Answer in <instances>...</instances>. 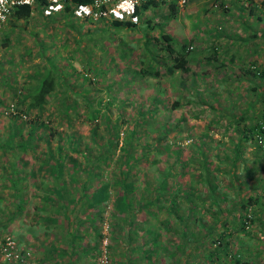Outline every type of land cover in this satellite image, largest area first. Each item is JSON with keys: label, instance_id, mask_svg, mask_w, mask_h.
Wrapping results in <instances>:
<instances>
[{"label": "rangeland", "instance_id": "1", "mask_svg": "<svg viewBox=\"0 0 264 264\" xmlns=\"http://www.w3.org/2000/svg\"><path fill=\"white\" fill-rule=\"evenodd\" d=\"M246 4L243 2L242 5ZM185 5L177 6V11L173 16L168 15L164 6L162 7L160 4L147 8L138 15L134 22L136 24L134 29L122 27L118 31L110 26L107 19L84 20L73 16L66 18V15H50L51 18H48L37 11H33L26 19L11 20V23L7 20L2 25L0 28V145H8L9 148L0 149V183L3 181L0 184V192L4 197L0 201V207H9L8 201L14 200L11 188L14 185L12 178H15V169L27 167L35 170L33 175L27 174L29 178L25 177L29 192L32 191V186L38 184L37 180L41 176L49 177L48 174L40 175L42 172L39 168L49 165L47 162L41 163V161L48 152L56 155V144L61 142L63 153L70 154L68 157H77L78 161L83 163L80 155L67 149V142L64 139L69 141L74 137L78 141H82L78 145L82 148L89 137V114L96 112L94 123L98 126V144H102L106 138L105 124L119 123L118 143L112 157L113 161L117 155H120L124 134L135 120L140 119L143 125L141 129L148 133L138 140L136 150H141L142 145H150L153 140L157 139L159 132H165L166 139L159 141L154 155L163 158L167 156V163L171 164L175 175V172L180 169V160L176 161L173 153L168 157L164 146L167 142H171L181 147L179 156L183 161L186 160L187 169L192 172V175L184 170L186 174H181L180 177L176 176L184 185L192 184V188L196 189L191 193L193 197L210 199L207 196L208 192L201 185L204 183L203 177L201 176V180L196 179L200 170L197 171L195 168L202 166L205 161L211 170L212 185L218 188L214 192L217 197L235 195L236 189L233 187L234 183L231 182L234 179L240 188H253L258 185L259 181L261 182L264 177L261 172L262 169L264 170V161L257 158V156H261L260 150L257 149L251 138L240 142L241 124L237 127L230 125L225 122L229 118L222 117V112L227 111L232 113V117H237L241 109L248 107L245 113L246 119L243 120L244 123H247L249 119L257 115L254 110L261 109L259 102L261 98H256V94L246 88L238 89L239 91L237 90L236 93L230 83H226L230 93H223L224 88L221 85L224 84L219 83L220 77H215L216 73H223V71L217 70L216 72V67H212L210 71L205 69L203 72L198 71L190 74L184 80L182 87L177 84V79L165 77V73L162 74V77L134 76V72L144 66L141 61L145 59L146 62L147 54H145L143 32L151 36L158 35V32L162 30L171 37L174 46L186 43L191 37L197 42L203 38L202 17L199 13L188 12ZM260 8L262 9V6ZM239 13L240 15L234 8H231L229 12L219 11L218 14L216 13L213 19L214 23H208L212 33H214V26L219 25L224 33L225 30L230 29L227 36L232 35L238 42H246V38L250 37L249 30L264 27V22H257L255 19L259 12H253L254 14L251 15L247 13L246 9H243ZM215 19L219 22L215 23ZM240 22L243 24L240 25ZM145 25L154 28L153 30L146 29ZM221 37H225V34ZM255 40L257 43L260 42L259 39L255 38ZM249 46L251 47L250 44ZM197 48L199 47L197 46ZM242 48L244 49V47ZM187 55L194 57L199 56L200 53L198 49H195ZM48 60L52 61L53 67L59 73L56 89L60 94L48 97L41 115L44 125L47 126L45 136L49 137V148L44 139H37L33 141L34 143L28 141L24 147L20 148L19 146L24 145L28 139L29 126L26 124L28 122L18 126L17 135H10L11 138H9L10 124L8 121L11 116L6 113L7 111L20 112L22 120L33 119L32 112L20 110L26 103L23 96L28 86L35 83L34 76L40 74L48 66ZM198 64L201 65L200 62ZM203 67L206 68L207 63ZM229 71L232 69L226 63L223 74L230 77ZM210 73H214V76L207 75ZM229 77L225 78L226 82L230 80ZM67 100H72V107L63 104ZM174 100H177L178 104L172 107ZM62 105L68 112L66 115L70 118L69 125H67L65 115H60L57 112ZM154 107L156 109L152 113L148 112L142 119L139 118V112H145L148 108L153 109ZM49 112L50 114H48ZM182 113L184 117L186 116V120L179 122V116ZM104 119L106 120L104 121ZM47 129L53 131L51 135L48 134ZM100 135L101 137H99ZM236 143L240 149L238 160L234 169L231 170L234 173L232 175L224 174V171L230 169L229 165ZM87 144L92 147V143ZM93 149L95 152L98 151L97 147H93ZM66 161V169L62 167L63 175L56 180L63 179V181L74 184L80 183V179L84 180V167H74L71 162ZM37 168L38 173L36 174ZM3 169L11 170L12 173L7 174L8 171L4 173ZM192 169L195 170L192 171ZM68 170L72 173L70 178L65 174V171ZM102 173L105 178L109 170L105 168ZM41 182L43 181L40 180L39 185ZM139 185L142 187L143 194L151 193L144 190L143 182H140ZM74 189H72L73 192ZM114 192L115 190L111 187L110 193ZM248 192L250 193V191H246L245 194ZM259 194L264 195V191L262 190ZM39 200H36L37 206L40 205ZM107 201L108 205L103 212V224L100 232L109 244L110 225H115L116 220L110 215L112 214L111 200ZM205 203L207 206V202ZM30 208L28 206L27 210L19 214L22 219L25 217L28 219V215L34 214ZM45 208L53 210L56 205ZM158 208L160 215H163L165 210L168 211L169 206L168 203H162ZM41 209L46 212L44 205L41 206ZM170 220L172 219L170 218ZM108 225L109 230L106 227ZM3 237L11 236L3 233L0 235V239ZM11 238L15 240L13 237ZM18 247L21 250H26L19 245ZM259 247L258 245L256 250H259ZM108 249L107 252H109ZM95 254L94 264L97 262ZM30 257L35 260L32 255ZM9 262L0 258V264ZM109 264H111L110 258Z\"/></svg>", "mask_w": 264, "mask_h": 264}, {"label": "trees", "instance_id": "2", "mask_svg": "<svg viewBox=\"0 0 264 264\" xmlns=\"http://www.w3.org/2000/svg\"><path fill=\"white\" fill-rule=\"evenodd\" d=\"M90 1L91 0H70V3L78 4L88 3ZM187 2L188 0L186 1V3ZM215 2H217V0ZM243 2L247 4L243 6ZM44 3V0H35L32 5H18L11 11L7 20L9 23H11V20L26 19L32 14L33 11H37L42 15L41 9L44 6ZM230 3L233 4L234 7H230ZM158 4L162 5V7L164 6V10L170 16H173L177 11V5L175 4L174 0H170L166 3L157 2L154 0H145L144 2L136 6L135 14L138 16L142 11L146 10L147 8L157 6ZM216 5V8L220 9V11L223 12H229L231 8H234L237 9L238 15H240L239 12H242L243 9H246L248 14L252 15L259 12V15L257 14L258 17L264 16V0H219ZM261 6L262 9L260 8ZM54 15H66V18L73 16L68 6H65L63 11L55 13ZM45 17L49 18L50 16ZM73 17L76 18L75 16ZM83 19L86 20V18ZM255 19L257 20V17H255ZM261 19L264 18L262 17ZM107 20H109L108 23L110 24V26L117 31L122 27H127L129 29H134L136 27L135 23H132L128 20H118L113 18ZM216 22L218 23L219 21H215V23ZM241 24H243V22H240V25ZM145 26H147L146 29L150 30H153L154 28L149 27L148 25ZM255 30H249L250 37L246 38V40L253 44V52H256L254 48L258 44L255 38L264 41V30H261V32L258 33L255 32ZM223 31L224 30H222L219 25H215L213 28V32L215 33L216 38H220L222 35L224 36L225 33ZM142 36L145 37L144 47L147 57L146 62L145 59L141 61L144 64L143 68L140 67L138 70H136L134 72V76L137 77L139 75H150L151 77H162V74L165 73V77L168 76L170 79H177V84L179 85V87L184 86V80L191 73L195 72L196 64L191 62V59L197 56L193 57L187 55L195 49L199 50V48L192 44V42L195 40L191 37L186 43L176 44L174 46L172 45L171 37L167 33H164L162 30L158 32V35L150 36L147 35L146 32H143ZM226 36L227 35L225 34V37ZM211 50L212 53H217L215 50H213L212 47ZM202 52L203 54L205 53V51ZM199 53L200 55L202 54L200 51ZM204 58L209 59V57L207 56H204ZM243 68L245 69V76L250 83L247 90L251 91L253 94H256V98H261L259 100L261 109L258 111L254 110V113L257 115L254 118L249 119V122L247 121V123H244L245 121L243 120L246 119L245 113L248 107L246 109H241L237 117H232V113L228 111L222 112V117L229 118V120L225 122L230 125H235L237 127L241 124V133L239 136L240 142L251 138L252 142L257 146V149L260 150L261 156H257V158L264 161V142L258 140L259 136L256 137V133L258 132V123L259 121L264 119V61L255 63V61L251 58L247 63H243ZM161 70L163 71L160 72ZM58 74V71L52 65V61L48 60V66L44 68L40 74L34 76L35 83L28 86V88L26 89L23 96L26 103L24 105V108L20 110H22V112H32L33 119H30L29 121L22 120L20 112L17 113L14 111H7L6 114L8 116H11V119L8 121L10 124L8 133L9 138H11L10 135H17V133L19 132L18 126H20L24 122H28L26 123L29 126L28 139L24 143V145L19 144L20 148L24 147L28 141L34 143L33 141L37 139H44L45 144L49 148V137L46 138L45 136V128H47V126L44 125V122L41 119V115L43 114V109L48 101V97L55 94L60 95L59 93H57L56 89L57 82L59 80ZM159 78L158 80L160 81ZM237 80L240 79L238 78ZM159 81L158 83H160ZM71 102L72 100H67V102L64 101L63 104L68 105V107H72L73 103L71 104ZM177 104V100H174L172 103V107H175ZM64 105L60 106V109L57 112H59L60 115H65L67 125H69L70 118L66 115L68 112L65 109ZM155 109V107L153 109L148 108L145 112H139V118L142 119L148 112L152 113ZM96 113L89 114V142H87V140L82 148L78 146L82 141H78L74 137L70 138L69 141H67V139H64L67 142V149L77 155H80L83 159V163L79 162V159L77 157H68L70 156V154L63 153L61 142L55 145V149L57 152L56 155H52V153L48 152L46 157L42 158L41 163L47 162L49 164L46 165V167L49 168V175L55 178L63 175V171L61 170V168L65 167L66 160L68 162H71L72 166L74 167H84V180L80 179V186H78V189L81 193L80 199L85 202L80 203L79 210L84 215L90 212L88 211V209H92L90 213L91 220L97 221L96 225L94 226V231L96 232L94 253L98 254V246L103 236L100 232V228L103 224V212L108 205L107 200H111V217L117 220V215L123 214L128 218H122V222L125 225H129L131 222L129 216L130 214H135L140 209H144L143 211L146 214L150 215L153 214V212L158 211L157 208L160 204L168 202H170L172 207L176 208L178 207V200L180 201L181 199L192 197L191 193H193V191L196 189L192 188V184L191 186H185L182 182L179 181V177L181 176V174H186V171L190 172L187 169L186 160L183 161V159L180 158L181 156H179V153L181 151L180 146L171 142H167V144L164 146V151L166 155H168V157L169 154L172 155L173 153L174 159L176 161L180 160V169L179 171H176L177 173L175 172V175L172 171L171 164L167 163V156L163 158L154 155L155 149L159 145V141L161 139H166L165 132H159L157 139L153 140L150 145H142L143 148H141V150H136L135 147H138V145H136L138 140L148 134L146 131H143L141 129L143 125L141 124L140 119L135 120L125 132L124 138L122 139V147H120V155H117V158L113 161L112 157L118 143L119 123H114L113 125L109 123L105 124L106 127H104V132L106 133V138H104L105 140L102 142V144H98V126L96 125V123H94ZM48 114H50V112ZM59 117L62 118V116ZM105 120L106 119H104V121ZM179 120V122H183L184 120H186V116L184 117L182 113V115L179 116ZM47 130L48 134L51 135L53 131H50V129ZM99 137H101V135ZM5 142L7 143L9 141ZM87 143H92V147H89ZM93 147H97L98 151L95 152V149H93ZM8 148V145H0V149L2 150ZM239 149L240 146L238 145V143H236L234 145L232 161L229 165L230 169L224 171V174L232 175L234 173H232L231 170L234 169L233 167L238 160ZM205 162H203L202 166H197L195 168L197 171L200 170V172L197 174L196 179L201 180V178L203 177V189L208 192L207 196L211 200H216L218 199V197L214 195V192L218 188H216V186H212L213 178L211 177V170ZM105 168L109 170V173H107V177L103 178L104 175L102 173V170ZM195 169H192V171H194ZM261 172H263L264 174L263 169L261 170ZM65 174L69 178L72 175L69 170L65 171ZM31 175H33L32 172ZM176 175H179V177L177 178ZM190 175H192V172H190ZM190 175L187 176L192 177ZM14 176L17 177L19 175L15 173ZM262 178L264 179V177ZM263 179L261 180V182L259 181L256 187H253L251 189L247 188V191H250V193L248 192L247 194H245L246 190H243V198L238 194L240 193V191H242V189L236 190L234 196H232L231 192L230 195L232 197L223 196V199H236L234 205L236 207L235 210L237 209V215L236 217L232 215L229 216L231 223H228L229 220L227 219L219 222V226L221 228L226 229L227 225H231V227L235 231H244L247 237L251 231L257 232L258 234L256 235V237H252V239L254 241H257V244L261 248H264V195L261 196L259 193L262 190L264 191ZM12 180L14 181V192H16L18 190V185L15 178H12ZM235 180L236 179L231 181L232 183H234V185ZM61 181L64 182L63 179H61ZM140 182H143L145 184L143 188L144 190L151 192L150 194L145 195L142 193V187L139 185ZM88 184H91V187H93L91 191H88L87 189ZM111 187H113V190H115L113 194L110 193ZM61 190H64V188H62ZM256 203H258L260 207L259 209L261 210L260 216L257 215L258 209L255 207ZM155 205H157L156 209H154ZM213 205L217 208H221V210L225 209L224 206L219 207L217 203H214ZM25 206L26 205L25 203H23V200H20L15 205H10L9 207H0V235L3 233H7L10 235V226L14 224L12 221L17 214H21L22 212H24V210L26 209ZM34 208L39 211L41 209V206ZM58 208H63L62 211L64 212V209L66 207L64 206ZM113 213L115 214V216ZM107 229L109 230V225L107 226ZM223 236L224 235L222 232H219V235H217L216 237L208 236L207 244L214 250L225 252L223 256L226 257L228 263L264 264V260L260 259L259 257V252H257L258 257L254 256L252 259H250L246 256L247 259H244L242 254L236 251L238 249L237 246L235 245V248L237 249L233 250V244H231L233 247L232 248L230 244H228L229 240L227 238H224ZM16 244L18 243L16 242ZM228 246L230 247L228 248ZM107 248H109V244H107ZM25 252L29 254V256H25V258L31 260L32 258L30 257V252L28 250L20 251V253L23 254ZM35 261L38 260L35 259ZM7 264L20 263L9 262ZM37 264L43 263L37 262Z\"/></svg>", "mask_w": 264, "mask_h": 264}, {"label": "crops", "instance_id": "3", "mask_svg": "<svg viewBox=\"0 0 264 264\" xmlns=\"http://www.w3.org/2000/svg\"><path fill=\"white\" fill-rule=\"evenodd\" d=\"M215 1L188 0L185 5L188 12L199 13L202 17L201 23H203V38L198 42L196 40L192 42L193 45L196 44L199 47L202 54L195 57V59L192 58L191 62L196 64L194 73L203 72L205 69L210 71L212 67H216V72L218 70L224 73L225 64L228 63V67L232 69V71H229L231 76L219 72L215 74V77H220L218 79L219 83L224 84L221 85L224 88L223 93H230L227 90L226 83H230L237 93L238 89H247L250 85L244 73L243 63H247L251 58L255 63L264 61V41L260 40L254 48L256 52H253V44L247 40H245L246 42H238L232 35L216 38L215 33L211 31V26L208 25L209 22L214 23V15L220 11L216 8V3L219 0ZM229 5L234 7L231 3ZM256 17L257 22H264V19H261L262 17ZM215 20L217 21V19ZM261 30H264V27L256 29L255 32L258 33ZM228 31L230 29L225 30L226 35ZM249 44L251 47H248ZM211 47L217 53H212ZM202 51H205V55ZM203 55L209 57V59L204 58ZM199 62L201 65L198 64ZM206 63L207 67L205 68L203 65ZM222 64L224 65L222 66ZM207 75L214 76V73ZM227 77L230 78L228 82L225 80ZM238 78L240 80H237ZM48 169V167H40L39 170L42 172L40 175H49ZM64 169L66 168L64 167ZM37 170L38 168L36 174L38 173ZM61 170L63 171V168ZM5 171H8V169H3L4 173ZM34 171L32 168L27 167L17 168L14 171L19 175L15 177L18 190L14 192V188H11V195L14 200L12 202L8 201L9 205H15L18 201L23 200L26 205L25 208L31 207L30 209L34 214L30 213L28 219H26L27 217L22 219L17 214L12 221L14 224L10 226V236L16 240L20 247L28 250L30 255L40 263L94 264L96 241L94 226L97 221L91 220L90 213L92 209H88L90 212L84 215L79 210L80 203L85 202L80 199L81 193L78 189L80 183L57 181V178L50 175L48 178L41 176L40 179L36 177L38 184L32 186L33 189L29 192L25 177L29 178L27 174L34 173ZM40 180L44 183L41 182L39 185ZM201 185L204 186V184ZM185 186H191V184ZM233 187L236 190L237 188L242 189L238 193L242 198L243 190L247 191V188H250H240L237 183L233 184ZM62 188L64 190H61ZM72 189H74V192ZM87 189L88 191L93 189L91 184H88ZM3 198L2 192H0V201ZM36 200L40 201L39 206H37ZM205 202H207V206H205ZM235 202L236 199L234 198L223 199L218 197L216 200H211L192 196L178 200L179 208L172 207L168 202L169 208L168 211L164 209V216L160 215L161 213H159L157 207L154 209L157 208L158 211L150 215L146 214L143 211L144 209H140L135 214L129 215L131 219L129 225L122 222V218L125 216L119 214L115 225L111 224L113 229L110 232V262L111 264H231L223 256L225 252L214 250L207 244L208 236L216 237L219 232H222L223 237L229 240L228 244L231 247V244H233V250L238 248L236 251L242 254L244 259L258 257L257 252H259L260 259L264 260V248L259 247V250H256L258 248L257 241L252 239V237H256L257 232L251 231L254 233L250 232L247 237L244 231H235L231 225H227L226 229L219 226V222L224 219L229 220L228 223H231L230 215L236 217ZM214 203H217L219 207L224 206L225 209L217 208L213 205ZM42 205H44L46 212L34 208ZM53 205H56L53 210L45 208ZM64 206L66 207L64 212L62 211L63 208H58ZM255 207L258 209L257 215L260 216L261 210L258 203L255 204ZM235 245L237 248H235Z\"/></svg>", "mask_w": 264, "mask_h": 264}, {"label": "built area", "instance_id": "4", "mask_svg": "<svg viewBox=\"0 0 264 264\" xmlns=\"http://www.w3.org/2000/svg\"><path fill=\"white\" fill-rule=\"evenodd\" d=\"M35 0H0V28L8 19L14 7L22 4L32 5ZM44 6L41 12L44 16L54 15L63 11L65 6L70 8V12L77 18L86 19H118L128 20L132 23L136 22L137 15L135 8L145 0H91L88 3L72 4L70 0H44ZM157 2L166 3L170 0H154ZM187 0H174L177 6H184ZM256 137L258 140L264 142V119L258 123V132ZM107 227V226H106ZM105 227V228H106ZM98 246V254L96 264H109L107 241L105 236H102ZM16 242L11 237H3L0 239V258L20 263V264H37L33 259L28 260L25 256H29L27 252L20 253Z\"/></svg>", "mask_w": 264, "mask_h": 264}]
</instances>
